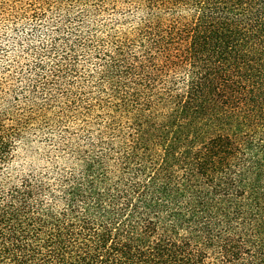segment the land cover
Instances as JSON below:
<instances>
[{"label":"trees","instance_id":"16d2710c","mask_svg":"<svg viewBox=\"0 0 264 264\" xmlns=\"http://www.w3.org/2000/svg\"><path fill=\"white\" fill-rule=\"evenodd\" d=\"M48 4L0 80V264H264V0Z\"/></svg>","mask_w":264,"mask_h":264},{"label":"rangeland","instance_id":"374dc122","mask_svg":"<svg viewBox=\"0 0 264 264\" xmlns=\"http://www.w3.org/2000/svg\"><path fill=\"white\" fill-rule=\"evenodd\" d=\"M47 1L44 18L37 26L53 27L57 19L53 4L60 0H0V80L12 73L16 77L21 71H26L34 61L33 54L25 53L27 44L38 45V40L30 35L34 23L28 19L29 3ZM59 4V3H58ZM26 10L27 13H26ZM44 29V28H43ZM40 32V31H39ZM41 33V32H40ZM44 42L46 38H42ZM43 162H40V165Z\"/></svg>","mask_w":264,"mask_h":264}]
</instances>
